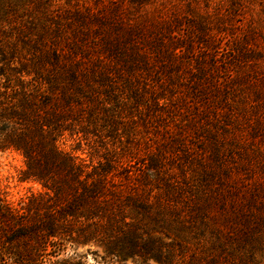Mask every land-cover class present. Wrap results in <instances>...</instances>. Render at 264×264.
I'll use <instances>...</instances> for the list:
<instances>
[{"label": "trees", "instance_id": "16d2710c", "mask_svg": "<svg viewBox=\"0 0 264 264\" xmlns=\"http://www.w3.org/2000/svg\"><path fill=\"white\" fill-rule=\"evenodd\" d=\"M232 17L188 0H0V151L43 189L19 207L0 192V264H86L84 246L196 264L181 239L205 230L209 264H260L264 50ZM65 133L97 162L61 150Z\"/></svg>", "mask_w": 264, "mask_h": 264}, {"label": "rangeland", "instance_id": "374dc122", "mask_svg": "<svg viewBox=\"0 0 264 264\" xmlns=\"http://www.w3.org/2000/svg\"><path fill=\"white\" fill-rule=\"evenodd\" d=\"M191 4H199L203 9L209 6V9L216 13L233 14L230 18L232 23L242 24L240 29H244L248 24L255 26L258 33V42L264 50V0H188ZM219 4V5H218ZM262 50V51H263ZM224 53V52H223ZM222 55L224 56V54ZM227 55V53L225 54ZM264 60V51L259 54ZM262 60V59H258ZM58 147L76 158L89 164L96 163L98 154L90 147V143L81 137L65 133L57 138ZM25 170V162L20 153L13 149H5L0 151V192L3 200L13 207H19L21 202H26L31 195H37L43 192L41 185L34 180H24L23 172ZM248 178L258 176L257 169H253L246 174ZM163 242H168L163 239ZM213 238L210 233L205 230L203 235L196 238L181 239L183 250L177 255L185 262L191 259L196 264H209V256L213 253L211 243ZM87 250L95 252L96 255L86 254ZM69 252L71 250L69 249ZM77 254L82 256V261L86 264H112L114 260H110L104 256L102 250L96 246H84L77 249ZM178 254V251L175 252ZM179 259V260H181ZM254 260L264 264V250L256 252ZM5 264H11L6 262ZM123 264H143L137 258H127ZM147 264H158L153 259H149Z\"/></svg>", "mask_w": 264, "mask_h": 264}]
</instances>
